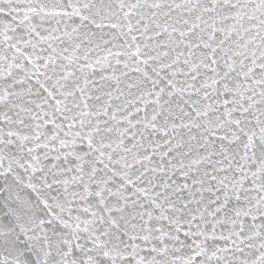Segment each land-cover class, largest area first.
<instances>
[{
    "label": "snow or ice",
    "instance_id": "1",
    "mask_svg": "<svg viewBox=\"0 0 264 264\" xmlns=\"http://www.w3.org/2000/svg\"><path fill=\"white\" fill-rule=\"evenodd\" d=\"M0 264H264V0H0Z\"/></svg>",
    "mask_w": 264,
    "mask_h": 264
}]
</instances>
